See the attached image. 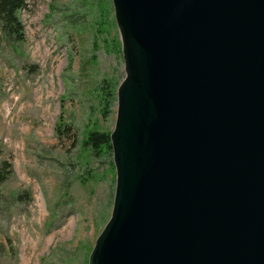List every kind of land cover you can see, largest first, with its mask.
Returning <instances> with one entry per match:
<instances>
[{
	"label": "water",
	"instance_id": "1",
	"mask_svg": "<svg viewBox=\"0 0 264 264\" xmlns=\"http://www.w3.org/2000/svg\"><path fill=\"white\" fill-rule=\"evenodd\" d=\"M114 189L87 264H264V0H111Z\"/></svg>",
	"mask_w": 264,
	"mask_h": 264
},
{
	"label": "rangeland",
	"instance_id": "2",
	"mask_svg": "<svg viewBox=\"0 0 264 264\" xmlns=\"http://www.w3.org/2000/svg\"><path fill=\"white\" fill-rule=\"evenodd\" d=\"M0 30V264H87L108 219L123 63L111 0H32Z\"/></svg>",
	"mask_w": 264,
	"mask_h": 264
},
{
	"label": "trees",
	"instance_id": "3",
	"mask_svg": "<svg viewBox=\"0 0 264 264\" xmlns=\"http://www.w3.org/2000/svg\"><path fill=\"white\" fill-rule=\"evenodd\" d=\"M29 1L32 0H0V30L9 40L23 41L22 25L18 14ZM108 134L109 132H99L96 129L87 131L86 137L82 139V144L94 154L97 153L96 149L99 147L107 150L110 148Z\"/></svg>",
	"mask_w": 264,
	"mask_h": 264
}]
</instances>
